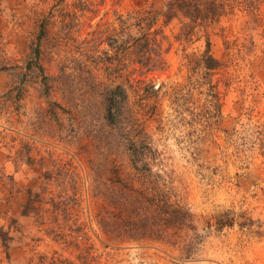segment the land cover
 I'll use <instances>...</instances> for the list:
<instances>
[{
  "label": "rangeland",
  "instance_id": "374dc122",
  "mask_svg": "<svg viewBox=\"0 0 264 264\" xmlns=\"http://www.w3.org/2000/svg\"><path fill=\"white\" fill-rule=\"evenodd\" d=\"M172 1L0 0V264H264V0Z\"/></svg>",
  "mask_w": 264,
  "mask_h": 264
},
{
  "label": "trees",
  "instance_id": "16d2710c",
  "mask_svg": "<svg viewBox=\"0 0 264 264\" xmlns=\"http://www.w3.org/2000/svg\"><path fill=\"white\" fill-rule=\"evenodd\" d=\"M216 0H212L208 6L206 7H202L203 4H204V1L203 0H173L172 2H170L168 5H167V8H166V11H167V18L166 19H171L173 17H176V15H179V14H183L185 15V17L189 18L190 21L192 22H195L199 19H201L202 17H206L208 16V14H219V8H220V5L215 2ZM203 2V3H202ZM189 16V17H188ZM195 26V25H194ZM193 26V27H194ZM191 31V30H190ZM151 41L150 39H145V42H149ZM209 42L206 41V50L203 54V57H202V62L203 64L205 63V67L208 69V70H213L217 67V61H215L213 59V57L210 55L209 53ZM125 95L124 93L122 94V100H123V103L126 102L125 100ZM111 118V116H110ZM112 120L115 121L116 120V123H117V126L118 125H121V127L123 126V124H127V122H123V121H120L119 117H112ZM120 123V124H118ZM153 190V188H151ZM150 189V190H151ZM141 195V193H139ZM142 197V195H141ZM150 197H153L155 198L156 196L155 195H151L150 194ZM143 199H145L146 197H142ZM149 203L151 204L152 203V200L153 199H149ZM146 201V200H145ZM163 205H165L166 207L170 208L169 205H168V202L164 201L162 203ZM153 205V204H152ZM154 206V205H153ZM156 207H158L156 205ZM166 222H171L172 220L175 221V224L176 226H182V229H184V222H186V213L184 211H181L179 209H176V208H173L171 210L167 209V212H166ZM143 223V222H142ZM137 224L135 223L134 224V229H131V230H127L126 232H124L125 234H133L134 236L137 235L138 236H143V237H146V238H149V236H151V234H153V230L150 229L149 227H147V225H144V224ZM187 225V224H186ZM185 225V226H186ZM220 226H226V227H230L232 226V220L229 221V223H219ZM135 238V237H133ZM143 239V238H142ZM0 240L3 242V243H6V241L8 240V237L5 233H0Z\"/></svg>",
  "mask_w": 264,
  "mask_h": 264
}]
</instances>
